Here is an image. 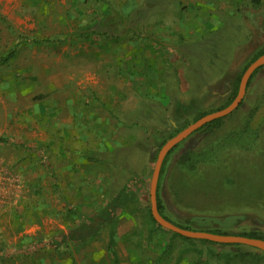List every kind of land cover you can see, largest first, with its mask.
Wrapping results in <instances>:
<instances>
[{"label": "rangeland", "instance_id": "obj_1", "mask_svg": "<svg viewBox=\"0 0 264 264\" xmlns=\"http://www.w3.org/2000/svg\"><path fill=\"white\" fill-rule=\"evenodd\" d=\"M263 50L264 0H0V103L26 128L0 136V264H76L87 235L132 263L129 218L151 247L157 230L180 241L157 262L264 264L157 229L149 200L162 146L224 109ZM157 194L182 227L264 235V67L237 110L171 150Z\"/></svg>", "mask_w": 264, "mask_h": 264}, {"label": "water", "instance_id": "obj_2", "mask_svg": "<svg viewBox=\"0 0 264 264\" xmlns=\"http://www.w3.org/2000/svg\"><path fill=\"white\" fill-rule=\"evenodd\" d=\"M264 67V55L258 57L255 61H253L242 73L237 93L232 102L222 110L213 112L211 114L205 115L200 119L196 120L193 124H190L177 135L172 137L168 140L160 149L153 173L150 180V188H149V200H150V214L154 223L160 227L161 229L175 234L179 237L192 240V241H206L216 245H237V246H245L255 250H258L264 254V241L257 240V239H248L245 237L239 236H232V235H214L206 232H195V231H188L178 228L177 226L173 225L169 221L165 220L157 210L156 205V192H157V185L160 175V170L163 164L165 157L169 154L171 150H173L178 144L183 142L193 133L197 132L200 128L204 125H207L211 122H214L219 119H223L230 114H232L241 104L244 99L247 83L251 78L252 74L259 68Z\"/></svg>", "mask_w": 264, "mask_h": 264}, {"label": "crops", "instance_id": "obj_3", "mask_svg": "<svg viewBox=\"0 0 264 264\" xmlns=\"http://www.w3.org/2000/svg\"><path fill=\"white\" fill-rule=\"evenodd\" d=\"M5 104H6L5 101H2L0 103L1 105L0 106V136L1 137L2 136L3 137L12 136V137L20 138L21 135L26 134L24 132L26 128L25 129L20 128L19 127L20 125L16 124L17 118L14 116L15 114L14 113L15 110H13L14 108L12 109L10 106L5 107ZM128 220L130 221V224H132V228L127 234V237H128L127 242H128V247L130 248V251L128 254L126 250L120 249L118 256L127 258V256L130 255L132 263H119V264H165L162 260H158L159 263L153 260L152 251L154 250L161 251V249L163 251L168 246L172 247V245L180 244V241L173 240L172 238H169L168 235H165L163 234V232L157 230L156 232L151 233L152 237L150 238L153 239L152 242H158V246L155 247V245H153L151 247L147 239L148 234H149V232H147L148 231L147 227H145V229L142 232L143 237H146L144 238L145 241L143 242H146V243L140 242L136 240L137 239L136 237L137 233L135 232L136 225H137L136 219L129 218ZM90 237H91L90 235L83 236L84 239L82 240L83 243H81V252H79L78 254L72 255V257H74L76 260V264H109L108 262L103 261V258H101L106 253V249H102V247L104 248L107 239L104 238L105 243H102V242L99 243L96 241L90 242L89 241ZM86 238H88V240H86ZM136 241L138 244L136 243ZM133 244L134 245L136 244L138 246L137 249L133 247ZM41 251H42L41 252L42 254L46 255L50 253L51 257H53L52 263L48 262V264H68V255H64V253L61 250L58 253L51 252L50 250H41ZM57 256L63 257V260L58 261ZM111 264H116L115 260L112 259Z\"/></svg>", "mask_w": 264, "mask_h": 264}, {"label": "trees", "instance_id": "obj_4", "mask_svg": "<svg viewBox=\"0 0 264 264\" xmlns=\"http://www.w3.org/2000/svg\"><path fill=\"white\" fill-rule=\"evenodd\" d=\"M262 55H264V50L263 51H261V52H259L258 54H256L255 55V57H253V59L250 61V63H249V65L253 62V61H255L258 57H260V56H262ZM248 67V65L247 66H245V68L242 70V73L245 71V69ZM263 67H261V68H259V69H257L253 74H252V76H251V78L249 79V81H248V83H247V88L249 87V85H250V82H251V80H252V78L262 69ZM242 73H240L238 76H236L235 77V79L232 81V83H231V91H230V95H229V98H228V101H227V104H226V107L232 102V100L234 99V97L236 96V93H237V88H238V84H239V80H240V77H241V75H242ZM246 88V89H247ZM243 102V101H242ZM242 102H241V104L239 105V107L242 105ZM238 107V108H239ZM237 108V109H238ZM236 109V110H237ZM201 118V117H200ZM199 118V119H200ZM226 118V117H225ZM225 118H223V119H219V120H216V121H214V122H211V123H209V124H207V125H204L202 128H200L197 132H205V133H210L212 130H214L218 125H220L221 124V122L225 119ZM198 120V119H197ZM34 151H36V150H34ZM171 152V151H170ZM169 152V153H170ZM169 155V154H168ZM167 155V156H168ZM167 156L165 157V159H164V161H163V164H162V167H161V170H160V175H159V178H160V176H161V173H162V170H163V165H164V163H165V161H166V158H167ZM158 185H159V180H158ZM158 185H157V192H156V205H157V210H158V213L165 219V220H167V221H169L170 223H172L173 225H175V226H177L178 228H180V229H183V230H188V231H195V232H206V233H210V234H214V235H223V236H226L227 234L226 233H221V232H217V231H203V230H195V229H192V228H190V227H188V226H184V227H182V226H180V225H177V224H175V223H173V222H171L169 219H167V217H165V215H164V213H163V208H162V206H161V203H160V201H159V198H158ZM154 222V221H153ZM155 224V223H154ZM156 225V224H155ZM157 229H159V230H162L160 227H158L157 226ZM170 234H172V233H170ZM172 235H174V236H177V235H175V234H172ZM232 236H239V237H245V238H248V239H257V240H262V241H264V235H259V234H254V233H247V234H234V235H232ZM177 237H179V236H177ZM181 240H184V241H186V242H194V241H192V240H188V239H185V238H182V237H179ZM198 243H200V244H202V245H216V244H213V243H210V242H206V241H197Z\"/></svg>", "mask_w": 264, "mask_h": 264}]
</instances>
